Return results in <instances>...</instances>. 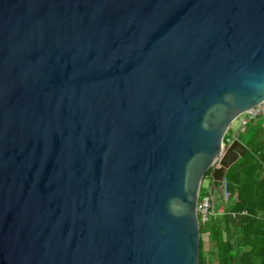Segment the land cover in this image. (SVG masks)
I'll use <instances>...</instances> for the list:
<instances>
[{
    "label": "water",
    "instance_id": "1",
    "mask_svg": "<svg viewBox=\"0 0 264 264\" xmlns=\"http://www.w3.org/2000/svg\"><path fill=\"white\" fill-rule=\"evenodd\" d=\"M262 100L264 0H0V264H199Z\"/></svg>",
    "mask_w": 264,
    "mask_h": 264
},
{
    "label": "trees",
    "instance_id": "2",
    "mask_svg": "<svg viewBox=\"0 0 264 264\" xmlns=\"http://www.w3.org/2000/svg\"><path fill=\"white\" fill-rule=\"evenodd\" d=\"M264 118L251 120L239 128L238 138L245 144L244 154L226 171L233 197L232 217L224 213L199 222L200 233L209 231L214 243L216 264H264ZM229 130V129H228ZM228 138L225 133L223 141ZM209 176V170L205 172ZM199 190V195L202 194ZM199 264L201 245L199 244Z\"/></svg>",
    "mask_w": 264,
    "mask_h": 264
},
{
    "label": "built area",
    "instance_id": "3",
    "mask_svg": "<svg viewBox=\"0 0 264 264\" xmlns=\"http://www.w3.org/2000/svg\"><path fill=\"white\" fill-rule=\"evenodd\" d=\"M257 118H264V100L239 114L234 121H236L239 127H241L251 120H256ZM229 141L230 140L227 139V142ZM216 191L219 196L217 205H215V195L211 186L208 187L206 192L198 195L197 215L200 223L205 224L211 217L224 213H229L232 217H235L238 213L246 214V210L237 212L235 210L228 209V207L233 203V197L229 190V180L226 177V173L219 180V185ZM203 233L208 234V231Z\"/></svg>",
    "mask_w": 264,
    "mask_h": 264
},
{
    "label": "rangeland",
    "instance_id": "4",
    "mask_svg": "<svg viewBox=\"0 0 264 264\" xmlns=\"http://www.w3.org/2000/svg\"><path fill=\"white\" fill-rule=\"evenodd\" d=\"M238 124L236 121H233L230 125V127L228 128L229 130H227L226 134H230V131L232 133L235 132V130L238 128ZM228 139V138H227ZM227 139L225 141H223L224 143H227ZM208 181V177L205 176L203 177L202 181H201V186L200 189H202V191L204 190V187L206 185ZM215 193V199L218 200L219 196L217 191H214ZM218 201H215V205H217ZM200 245H201V258L202 261L204 259V262L202 264H216V259H215V248H214V243L209 239V237L206 236V234L201 233V239H200Z\"/></svg>",
    "mask_w": 264,
    "mask_h": 264
},
{
    "label": "crops",
    "instance_id": "5",
    "mask_svg": "<svg viewBox=\"0 0 264 264\" xmlns=\"http://www.w3.org/2000/svg\"><path fill=\"white\" fill-rule=\"evenodd\" d=\"M263 124H264V121H263ZM239 126H238V128L235 130V132L234 133H232L231 131H230V134L228 135V140H231L233 137H237V139L241 142V143H243L239 138H238V132H239ZM244 144V143H243ZM245 145V144H244ZM246 147V146H245ZM208 177V181H207V183H206V185H205V187H204V190L202 191L203 193L204 192H206L207 191V189H208V187H210L211 185H210V176H207ZM212 188V187H211ZM216 189H213V191H215ZM202 193V194H203ZM215 193V192H214ZM218 193V192H217ZM215 195V194H214ZM217 199V198H216ZM215 199V201L217 202L218 200H216ZM218 204V203H217ZM205 231L207 232L208 231V229H205ZM205 231H203V232H205ZM208 235H209V231H208V234H206V236L208 237Z\"/></svg>",
    "mask_w": 264,
    "mask_h": 264
}]
</instances>
